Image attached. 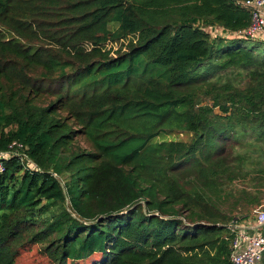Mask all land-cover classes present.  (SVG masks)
I'll return each instance as SVG.
<instances>
[{
  "label": "trees",
  "instance_id": "1",
  "mask_svg": "<svg viewBox=\"0 0 264 264\" xmlns=\"http://www.w3.org/2000/svg\"><path fill=\"white\" fill-rule=\"evenodd\" d=\"M243 1L0 0V153L37 169L0 161V264H230L264 196V43L202 28L246 29Z\"/></svg>",
  "mask_w": 264,
  "mask_h": 264
},
{
  "label": "built area",
  "instance_id": "2",
  "mask_svg": "<svg viewBox=\"0 0 264 264\" xmlns=\"http://www.w3.org/2000/svg\"><path fill=\"white\" fill-rule=\"evenodd\" d=\"M242 6L246 7L251 14L250 25L239 32L230 33L219 26H209L202 28L212 39L229 37L238 39H248L262 42L264 35V0H246ZM17 150L0 153V161L17 157L25 161L27 167L35 169V166L27 160L22 152L23 146L14 143ZM3 166L0 163V171ZM226 228L232 236L230 245V264H264V209H256L248 219H236L229 223Z\"/></svg>",
  "mask_w": 264,
  "mask_h": 264
},
{
  "label": "rangeland",
  "instance_id": "3",
  "mask_svg": "<svg viewBox=\"0 0 264 264\" xmlns=\"http://www.w3.org/2000/svg\"><path fill=\"white\" fill-rule=\"evenodd\" d=\"M235 39H238V38H235ZM129 40L131 39H128V42ZM127 42V44H128ZM260 42V41H259ZM126 44V42L122 43H117V44H113L112 46H107V49L109 48H113L114 50H117L119 48H124V45ZM165 139L169 140V139H172V140H185L186 139V136L184 135H178V136H173V137H166ZM261 190L263 191L264 193V189L261 188ZM252 208L248 209V211L246 209H241L240 211L241 212H235L234 214H241L242 215H246L249 213V211L251 210ZM256 209H264V196L262 197V200H261V203L259 206H256L255 210ZM254 210V211H255ZM253 211V210H252ZM251 211V212H252ZM90 262V261H89ZM16 264H50L49 260L44 256L43 252H42V248L40 246H32L30 248V250L28 251H25V252H21L20 256L18 257L17 261H16Z\"/></svg>",
  "mask_w": 264,
  "mask_h": 264
},
{
  "label": "crops",
  "instance_id": "4",
  "mask_svg": "<svg viewBox=\"0 0 264 264\" xmlns=\"http://www.w3.org/2000/svg\"><path fill=\"white\" fill-rule=\"evenodd\" d=\"M261 38H262L261 40H263L262 43H264V35H263V37H261ZM263 233H264V230H263Z\"/></svg>",
  "mask_w": 264,
  "mask_h": 264
}]
</instances>
